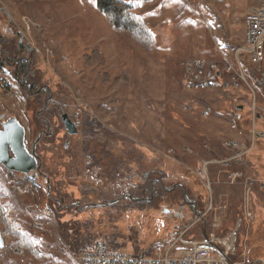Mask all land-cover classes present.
Segmentation results:
<instances>
[{"label": "rangeland", "instance_id": "374dc122", "mask_svg": "<svg viewBox=\"0 0 264 264\" xmlns=\"http://www.w3.org/2000/svg\"><path fill=\"white\" fill-rule=\"evenodd\" d=\"M125 1L140 5L139 16L155 37L152 50L115 31L96 0H0V10L34 51L25 78L14 77L0 61V130L3 118L19 120L30 151L44 128L39 114L54 113L53 134L42 137L36 152L41 173L33 178L0 164V206L35 249L14 253L16 238L9 239L3 227L0 264H78L98 240L148 255L156 243L193 224L194 209L211 206L206 222L187 238L204 237L221 220L216 233L236 238L233 261L264 264V168L258 153L242 168L246 178L235 184L217 167L209 175L202 170L204 161L228 156L223 141L250 144L248 105L254 98L264 113V61L251 64L243 52L245 18L263 0ZM191 58L216 63L220 82L209 90H186L182 81ZM225 82L232 86L224 89ZM44 88L46 113L41 97L32 100L30 92ZM242 105L246 134L240 138L228 122ZM64 113L78 125L77 135L64 130ZM257 120L264 149V119ZM13 181L20 189L11 188ZM144 191L143 203L120 200L127 194L139 199Z\"/></svg>", "mask_w": 264, "mask_h": 264}, {"label": "built area", "instance_id": "2783aa9c", "mask_svg": "<svg viewBox=\"0 0 264 264\" xmlns=\"http://www.w3.org/2000/svg\"><path fill=\"white\" fill-rule=\"evenodd\" d=\"M245 43L243 52L249 55L251 64L260 66L261 55H264V19L245 18ZM241 69L242 66L240 65ZM220 72L217 64L212 61H205L200 58H191L186 62L183 86L186 90L203 91L212 89L215 86L217 76ZM6 75H8L6 73ZM245 84H249L247 73L239 75ZM232 85L229 82L223 84V88L227 89ZM252 120L250 144L246 142L228 139L222 142V148L229 154L228 156L204 161L202 170L205 175H209L211 166L217 167L224 171L227 176V183L235 184L245 179L242 168L248 163V155L254 147L256 138L255 123L257 119H264V113H260L256 99L248 105ZM242 107H236L231 113L229 119V129L234 132L237 137H245V116L242 114ZM208 149V145H205ZM190 152V150H189ZM31 182V179L29 178ZM28 182V180H27ZM249 179L245 181L247 194L250 193ZM12 189H20L13 181ZM208 188L212 191L211 184ZM213 209L211 206L204 213H200L193 224L179 230L175 236L169 240L156 243L151 253L148 255H137L126 253L113 249L106 241L98 240L93 247L82 252L77 260L78 264H237L233 261L236 255V238L234 234L228 233L219 236L216 232L221 228V220L213 222V231L204 235V237L188 239L187 235L191 228L198 223L206 221V216ZM247 217L251 218V214L247 212ZM14 253L23 254L20 248L13 247Z\"/></svg>", "mask_w": 264, "mask_h": 264}, {"label": "trees", "instance_id": "16d2710c", "mask_svg": "<svg viewBox=\"0 0 264 264\" xmlns=\"http://www.w3.org/2000/svg\"><path fill=\"white\" fill-rule=\"evenodd\" d=\"M96 4L97 8L107 17L110 25L115 31L129 36L132 41L137 45L151 50L154 48V34L149 29L147 24H145L143 19L139 16L140 5L138 3L127 2L125 0H96ZM258 123L259 120H257L255 123L256 138L254 147L249 153L248 158H250L253 152L256 151L258 155L255 156V159L256 161L263 163L262 167L264 168V149L259 146V143L262 138L259 135L261 133L258 131ZM3 208L4 207L0 206V228L2 231V235L3 227L8 228V238H16L17 245L19 248L24 249L27 252H35L31 241L28 239V235L19 231V228L16 225L15 221L12 220L13 217L11 218V214L8 211H5V209ZM7 236L3 235L5 242Z\"/></svg>", "mask_w": 264, "mask_h": 264}, {"label": "flooded vegetation", "instance_id": "af4514ba", "mask_svg": "<svg viewBox=\"0 0 264 264\" xmlns=\"http://www.w3.org/2000/svg\"><path fill=\"white\" fill-rule=\"evenodd\" d=\"M6 18H7V15L5 14V12L0 10V61L2 63H4L5 65H7L11 71L15 72V74L13 73L14 77L18 76V73H22L23 77L25 78V75H26V77L29 76V73H30L32 65H33V62H34L33 52L34 51L30 45H27L24 42V40H23L24 38L22 37L21 32H19L15 27H13L10 18L9 17L7 18V22H6ZM5 22H6V26L4 25ZM41 91L31 90L30 91L31 92V99L37 100V98L41 97L40 100H42V102L44 103V106L41 108L42 111L41 110L40 111L42 113H44V112L46 113L49 110L48 105L50 104V101L49 102H47V100L43 101V99H42L43 95L42 94L44 93L45 88L42 89ZM46 102H47V107L45 108ZM38 103H41V101H39ZM53 114L54 113L51 112L49 117L42 116L41 113L39 114V117L42 119L45 129L44 128L40 129V133L38 134V136L41 134V138L37 144H36V141L34 142L30 152L35 151V154L37 155V153H36L37 148L40 146L42 137L43 136L44 137H50L53 134V132H52L53 117H54ZM69 118L72 121H74V119L71 118L70 116H69ZM3 120L6 121L8 119L3 118ZM63 128H64V130H66L64 124H63ZM77 128H78V125H77ZM66 132H67V130H66ZM38 136H37V138H38ZM26 145H27V142H26ZM66 145L68 146V143ZM147 176L148 175H145L144 179H146ZM146 193H147V191H144L142 196L139 199H136L137 201H135V202L136 203H143L145 201V194ZM125 199L131 200L132 196L131 195L129 197L127 196ZM152 199L153 198H150V201H152Z\"/></svg>", "mask_w": 264, "mask_h": 264}, {"label": "water", "instance_id": "95a60500", "mask_svg": "<svg viewBox=\"0 0 264 264\" xmlns=\"http://www.w3.org/2000/svg\"><path fill=\"white\" fill-rule=\"evenodd\" d=\"M47 102L45 108L47 107ZM61 120L70 136L78 134L79 131L76 123L69 118L67 113L61 115ZM40 138L41 134L36 139V144ZM0 164L10 172L31 175L33 178L41 173V160L35 154V151L30 152L28 150L26 145V129L16 118L4 121L3 129L0 130ZM127 196L129 197L130 195L127 194L120 200L125 199ZM131 200L137 201L133 198ZM194 213L197 217L199 216L196 209H194ZM0 244L3 245L0 249H3L5 240L1 228Z\"/></svg>", "mask_w": 264, "mask_h": 264}, {"label": "bare ground", "instance_id": "6f19581e", "mask_svg": "<svg viewBox=\"0 0 264 264\" xmlns=\"http://www.w3.org/2000/svg\"><path fill=\"white\" fill-rule=\"evenodd\" d=\"M249 17L250 18H254V19H264V0L262 1L261 9H259L256 12L250 13ZM261 61H264V55H261L260 62Z\"/></svg>", "mask_w": 264, "mask_h": 264}, {"label": "crops", "instance_id": "0c3cea01", "mask_svg": "<svg viewBox=\"0 0 264 264\" xmlns=\"http://www.w3.org/2000/svg\"><path fill=\"white\" fill-rule=\"evenodd\" d=\"M258 3V2H257ZM258 7V4L254 7V8H252L249 12H251V11H253V10H255L256 8ZM141 17H142V15H141ZM186 65V64H185ZM185 70V69H184ZM220 80H221V78H218V80L217 81H219L220 82ZM244 108L245 107H243V109L241 108V110H244ZM224 151V150H223ZM225 152V151H224ZM205 212V211H204ZM204 212H201V213H204ZM240 220H239V222H238V225L240 226ZM230 225L232 226V225H235V224H232V223H230ZM238 225L236 226V227H238ZM232 227H234V226H232Z\"/></svg>", "mask_w": 264, "mask_h": 264}, {"label": "snow or ice", "instance_id": "6c2138e0", "mask_svg": "<svg viewBox=\"0 0 264 264\" xmlns=\"http://www.w3.org/2000/svg\"><path fill=\"white\" fill-rule=\"evenodd\" d=\"M0 247H3V245H2V244H0Z\"/></svg>", "mask_w": 264, "mask_h": 264}]
</instances>
